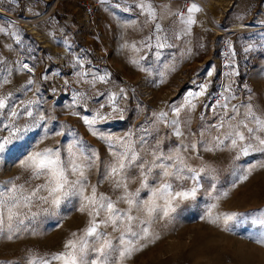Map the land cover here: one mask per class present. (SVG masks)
Listing matches in <instances>:
<instances>
[{"label":"rangeland","instance_id":"obj_1","mask_svg":"<svg viewBox=\"0 0 264 264\" xmlns=\"http://www.w3.org/2000/svg\"><path fill=\"white\" fill-rule=\"evenodd\" d=\"M141 3L152 5L154 20ZM193 3L201 11L188 13ZM0 9V143L8 141L0 151V194L12 183L43 182L24 164L44 149L75 159L84 178L77 172L69 179H82L84 195L95 186L124 210L126 193L140 189L134 198L143 203L167 179L173 192L195 187L196 195L175 200L170 219L152 225L160 238L122 264H264V244L250 238L264 236V151L256 140L264 132L248 116L264 121V0H0ZM202 86L203 95H191ZM236 131L245 140L233 148ZM169 156L186 165L181 179L158 175L155 165H167ZM122 157L126 167L114 176ZM244 174L246 181L238 179ZM19 211L0 230V264L50 258L82 237L92 219L72 194L58 206L33 198ZM209 212L245 216L225 228ZM99 231L119 235L111 225Z\"/></svg>","mask_w":264,"mask_h":264},{"label":"snow or ice","instance_id":"obj_2","mask_svg":"<svg viewBox=\"0 0 264 264\" xmlns=\"http://www.w3.org/2000/svg\"><path fill=\"white\" fill-rule=\"evenodd\" d=\"M139 7L146 12L153 20L156 18L155 9L150 3H141ZM188 13L199 12L201 9L198 5L193 3L191 7L187 9ZM179 15H183L179 13ZM196 21L191 15L188 16L185 23L192 25ZM159 27V25H157ZM2 30V29H0ZM163 45H161L162 47ZM24 67H27L25 65ZM103 80L104 77H99ZM204 87L201 91L195 94L200 96L204 94ZM191 104V100L188 101ZM5 107V100L0 99V108ZM195 107V105H192ZM226 107V106H225ZM177 115H179V108L175 109ZM233 111H236L235 107ZM30 114V113H29ZM15 115V113H13ZM167 113H161L160 116L164 117ZM248 116H251L256 124H258L259 130L264 132V121L256 119L254 114L249 112ZM86 124H93L95 121H89L84 118ZM177 121L173 120L172 124H176ZM243 124V121H240ZM224 125L221 124L220 127ZM244 127L249 133L257 131L254 128H248L245 124ZM177 135L181 133L177 130ZM232 135V133H229ZM235 139H232V147H237V141L245 140V135L240 132H235ZM218 139V138H217ZM258 144L262 146L261 151H264V138L256 137ZM0 143V151H3L5 144ZM218 146V145H217ZM192 147H195L193 145ZM241 151L247 154V148H242ZM125 158H121L116 166L112 168V174L118 175L126 164ZM169 163L167 165L160 163L155 167L159 169L158 175L163 178L181 179V168L186 167L182 160L173 162V157L166 158ZM137 160L135 153L128 159V164H132ZM24 167L29 170L32 177L41 179L43 182L36 185L33 188H26L24 185H17L12 183L10 187L4 189L3 194H0V230L7 225L11 227L12 221L20 216L19 208L30 207L33 198L42 201L45 204H51L58 206L61 201L67 198L70 194L78 195L82 197L83 202L87 207L91 209L89 216L92 217L89 221V226L86 228L85 233L79 239H68L64 244V251L59 253H53L49 257H37L34 260L29 261V264H52V261H59L60 264H117V261H122L130 257L134 252H138L146 248L149 243H154L160 237L152 230V225L156 219H170L171 213L175 210L173 202L177 199H189L196 195L195 187L188 191H172V184L167 179L160 184L158 188L152 191V196L149 200L141 203L134 197L138 196L140 189H137L136 193L127 194L120 199L127 203L128 208L126 210L117 208L109 198L103 194L99 196L96 193L95 186L92 187L89 195H84V187L82 179L70 180V175L79 173L81 178H84V171L79 164L75 162V159L65 161L62 160L59 152L53 149H44L42 152H35L30 155L24 164ZM172 169V170H170ZM148 172L152 171V168L147 169ZM252 171L251 168L247 170L248 174ZM248 174H244L238 177L242 181H246L249 178ZM141 188L147 187L145 181L147 175L141 174ZM116 187H121V184L117 182ZM127 187V185H123ZM46 192V195L40 196L39 192ZM227 195V193H225ZM158 201H163L162 203ZM215 207V205H213ZM46 211V209H44ZM80 211H84V206L80 208ZM105 212L106 218L97 220L96 217L101 215V212ZM135 213V214H134ZM33 216L36 213H32ZM245 216L244 213H221L215 218L212 217L209 212V219L211 223L221 222L225 228H229L230 222H236L240 217ZM258 223L264 225V218L260 219ZM111 225L114 231H119V235L114 238H108L106 233L99 231L101 225ZM119 226V227H118ZM73 237L76 233L72 234ZM92 238L90 244L89 239ZM255 239L257 244H264V236L260 238L250 237ZM92 253L91 258L88 254Z\"/></svg>","mask_w":264,"mask_h":264},{"label":"built area","instance_id":"obj_3","mask_svg":"<svg viewBox=\"0 0 264 264\" xmlns=\"http://www.w3.org/2000/svg\"><path fill=\"white\" fill-rule=\"evenodd\" d=\"M88 9L90 11H94L96 8H94V5H88ZM27 65V67H24L27 71L35 72V68L29 61L23 59V66Z\"/></svg>","mask_w":264,"mask_h":264},{"label":"bare ground","instance_id":"obj_4","mask_svg":"<svg viewBox=\"0 0 264 264\" xmlns=\"http://www.w3.org/2000/svg\"><path fill=\"white\" fill-rule=\"evenodd\" d=\"M0 11L4 13V11H3L2 9H0ZM27 25H28V27L31 29V31L38 33V31H37V27L34 25V23L27 22ZM241 26H242V25H238V26H236V27H241Z\"/></svg>","mask_w":264,"mask_h":264}]
</instances>
